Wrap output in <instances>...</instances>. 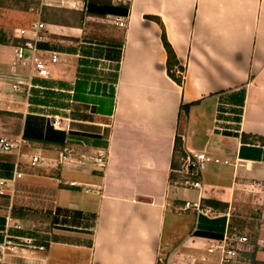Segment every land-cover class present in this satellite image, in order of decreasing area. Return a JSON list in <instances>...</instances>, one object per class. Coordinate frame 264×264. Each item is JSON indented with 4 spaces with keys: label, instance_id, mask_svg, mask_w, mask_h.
I'll return each mask as SVG.
<instances>
[{
    "label": "crops",
    "instance_id": "obj_1",
    "mask_svg": "<svg viewBox=\"0 0 264 264\" xmlns=\"http://www.w3.org/2000/svg\"><path fill=\"white\" fill-rule=\"evenodd\" d=\"M35 2L28 39L37 22L46 30L34 58L60 61L41 77L0 54V136L27 141L0 152V245L9 235L45 249L8 250L3 264H221L226 235L248 237L227 264H264V0ZM0 28V45L26 40ZM177 138L186 156L229 163L210 162L201 190L180 186ZM99 153L105 167L83 158Z\"/></svg>",
    "mask_w": 264,
    "mask_h": 264
},
{
    "label": "built area",
    "instance_id": "obj_2",
    "mask_svg": "<svg viewBox=\"0 0 264 264\" xmlns=\"http://www.w3.org/2000/svg\"><path fill=\"white\" fill-rule=\"evenodd\" d=\"M115 23L121 27H125L127 24L122 18H117ZM33 29L35 31V35L33 39L29 38V31L26 29L20 30V38L26 39L24 43H21L15 47V54H16V62L18 63H30L32 67V71L41 77H50L51 72L49 69L50 64H57L60 61V56L57 53H53L50 60L47 62L45 60H36L34 58V53L38 51V44L45 40L44 32L46 30V24L44 22H37L33 25ZM14 90H20V86L15 84L13 85ZM66 121L70 122L69 119ZM68 124H63L62 119L60 118H53L52 126L57 130H67L69 128ZM27 141L24 138H12L10 136H0V152H12L16 151L18 155L21 152V146L26 144ZM83 158L89 159L92 161L94 165L99 167H105L107 164V155L105 153H99L96 157H89L84 155ZM40 157L33 156L32 157V164L35 166L39 163ZM70 161V157L68 155H63L61 163ZM210 162L216 163H229L227 160L222 161L220 158L213 157L205 152H195L191 155L186 156L183 158V163L181 169L178 171L182 175V179L177 181L176 183L183 187H189L201 190L202 184L197 178L205 170ZM21 172H17L16 177H22ZM75 185V182H72ZM7 183L4 181H0V190L4 191ZM255 186L264 188V184L261 182H257ZM187 207H194L197 209L199 213L204 214L205 210L202 207L201 202H187ZM14 227L17 229H22V225L19 222L14 224ZM19 239V238H17ZM247 236H238V235H226L223 241V244L220 246L222 251V258L221 264L230 263L237 255V249L235 244L237 242H247ZM35 240L32 238H25L19 241H15L12 236H7L6 241L0 245V257H3L8 250H15L18 247L29 246L31 248H37L40 250H44L45 246H38L35 243ZM215 247L212 246L211 250H214ZM0 264H3V261L0 258Z\"/></svg>",
    "mask_w": 264,
    "mask_h": 264
},
{
    "label": "trees",
    "instance_id": "obj_3",
    "mask_svg": "<svg viewBox=\"0 0 264 264\" xmlns=\"http://www.w3.org/2000/svg\"><path fill=\"white\" fill-rule=\"evenodd\" d=\"M39 7L38 3L35 2V0H0V8H10V9H17V10H23V11H29V10H34ZM163 43L165 46V49L168 54V61H167V69L168 73L171 78H173L177 83L182 85L183 83V77L182 75H178L184 72V67L180 65V62L177 58V54L175 50L173 49V46L170 44L166 33H163L162 36ZM10 41V38H8L7 34L0 28V43L6 44ZM14 45H19L21 43H24V40H14ZM185 108L189 106H184ZM31 141H35L38 143H42L45 145L50 144L51 142L49 140H42V139H32ZM34 143V142H33ZM176 148L177 151L180 150L182 153L183 157H186V154L182 152V140L181 138H177L176 141ZM212 203V202H211Z\"/></svg>",
    "mask_w": 264,
    "mask_h": 264
},
{
    "label": "rangeland",
    "instance_id": "obj_4",
    "mask_svg": "<svg viewBox=\"0 0 264 264\" xmlns=\"http://www.w3.org/2000/svg\"><path fill=\"white\" fill-rule=\"evenodd\" d=\"M0 14V25H3L8 29H12L13 34L17 31L19 33L21 29L31 31L33 22L39 19V14L36 10L23 11L2 8L0 9ZM14 49L15 47L11 44H7V46L0 45V54H2L5 57V60L10 64H12L15 57ZM171 216L172 214L168 213L166 224H170Z\"/></svg>",
    "mask_w": 264,
    "mask_h": 264
}]
</instances>
